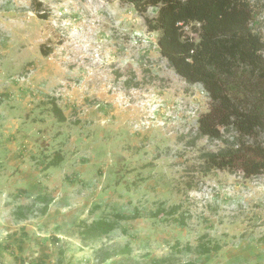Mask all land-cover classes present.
Returning <instances> with one entry per match:
<instances>
[{
	"label": "rangeland",
	"instance_id": "rangeland-1",
	"mask_svg": "<svg viewBox=\"0 0 264 264\" xmlns=\"http://www.w3.org/2000/svg\"><path fill=\"white\" fill-rule=\"evenodd\" d=\"M248 1L264 40V0ZM209 103L130 4L0 0V264H98L76 229L105 202L142 216L109 238V255L123 244L132 257L104 264H264V173L203 171V155L224 147L197 135ZM42 194L45 216L12 217L39 212ZM173 207L164 222L148 216ZM200 238L219 249L197 257Z\"/></svg>",
	"mask_w": 264,
	"mask_h": 264
},
{
	"label": "trees",
	"instance_id": "trees-1",
	"mask_svg": "<svg viewBox=\"0 0 264 264\" xmlns=\"http://www.w3.org/2000/svg\"><path fill=\"white\" fill-rule=\"evenodd\" d=\"M109 1L132 5L147 32L156 34L161 57L186 83L207 93L209 110L198 118L197 135L224 147L203 155V171L228 170L245 178L264 173V40L254 29V6L248 0ZM53 112L64 119L59 109ZM40 211L45 213L46 204ZM28 212L19 209L16 217ZM217 248L199 244L196 251Z\"/></svg>",
	"mask_w": 264,
	"mask_h": 264
},
{
	"label": "clouds",
	"instance_id": "clouds-1",
	"mask_svg": "<svg viewBox=\"0 0 264 264\" xmlns=\"http://www.w3.org/2000/svg\"><path fill=\"white\" fill-rule=\"evenodd\" d=\"M57 160H58L57 158H56V160H54L55 163H57ZM115 191L119 192V187ZM41 197L47 198L48 200L42 202V201H40ZM37 199H38V202L43 203V206L46 204L45 213H41V211H40V209L43 207L42 206L39 209V212H35L34 215L31 217H29V215H31L33 213L32 212L33 209H30V208L29 209L32 213H29L28 215L26 214L25 217L17 218L14 215H12V217H14L17 221H27L29 218H37L40 216H45L49 212V204H50L49 202L52 201V198H50V196L48 194H42V195H38ZM177 209H178L177 207H173L169 211H166V213L164 215H162L164 212L162 210L152 211L151 214L148 216L149 217L153 216L154 219H157L160 222L161 221L164 222L165 220H167V216H173L174 217ZM90 213H93V216H92L90 221H88V222L85 221V222L77 225L76 239L78 240V242L75 244H78V245H76L78 247V249L81 248V249H84V251L90 249L91 252H94L96 255H98V260H97L98 264H104L105 262L112 260L113 258H115L117 256H124L125 260L131 258L132 257V249H129L127 245L121 246L123 244L116 246V250L117 249H119V250L116 251L115 253H113V255H109V251H110L109 238H110L111 234L117 230H119L120 232H122L125 235L126 230L124 227H121V224H125V223L129 222L130 220L137 219V218L141 217L142 215L136 210L134 211L133 214H126L124 212H120L116 205H114L113 203H107V202H105V204L103 206H100V205L93 206V209L90 210ZM179 218L180 219L178 220V223L183 226L184 221L181 217H179ZM197 241H198L197 245H199V244L205 245L206 247L209 246V248L213 246V244L210 243V240L205 242L202 240V238H200ZM208 242H209V244H208ZM214 245H218V244H214ZM196 246L194 247L195 250H196ZM175 248H177V247L174 244L172 249H171V253L177 252V251H174ZM218 249H219V245H218L217 250ZM191 250H192L191 246L189 244H187L184 247H182V249H178V252L179 253H183L184 251L190 252ZM217 250H210L209 252H207L205 254H199L196 251V253H193V254L196 255L197 257H201V256H207L211 252H213V251L215 252ZM77 252H78V250H77ZM128 254H129V256H127ZM74 257L76 258V255H74ZM76 259L78 261L76 264H83V262H82L83 258L82 257L76 258ZM117 261L124 263L123 261L116 259V260L112 261V263H110V264H116ZM21 262L23 263V261H21ZM180 264H193V263L184 262V263H180Z\"/></svg>",
	"mask_w": 264,
	"mask_h": 264
}]
</instances>
